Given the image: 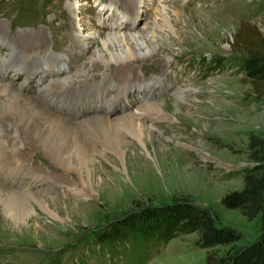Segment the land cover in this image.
Here are the masks:
<instances>
[{
    "label": "rangeland",
    "instance_id": "374dc122",
    "mask_svg": "<svg viewBox=\"0 0 264 264\" xmlns=\"http://www.w3.org/2000/svg\"><path fill=\"white\" fill-rule=\"evenodd\" d=\"M134 1L73 0L74 11L81 17L75 21L66 0H0V57L6 60L2 71L19 90L34 94L38 83L49 81L55 70L70 72L62 58L70 52L72 34L85 31L81 25L91 23L88 31L98 30L99 37L87 53L72 52V59L80 64L99 61L101 50L109 56L103 43L106 33L132 26L136 37L130 42L132 48L118 42L108 45L123 58L131 56V51L148 55L131 64L143 79L154 77L152 94L168 119L156 122L153 136L145 135L150 154L132 140L123 144L126 165L107 151L83 171L73 166L74 171L65 175L79 182L81 190L88 186L90 192L73 195L68 184L59 193L52 191L47 198L55 215L35 202L31 206L19 200L0 203V264H104L102 254L92 248L99 230L130 210L176 199L209 207L221 224L241 232L236 248L260 234V216L249 220L220 201L227 192L243 187L245 170L261 154L264 84L258 89L251 85L243 57L232 41L241 23L256 26L264 35V0H170L165 10L159 8L163 0ZM39 30H45L47 46L60 57L55 65L48 67L51 64L42 58L36 65L8 59L10 42L32 43L22 36ZM134 88L130 79L118 91L114 88L113 96L96 94L88 107L79 106L85 92L65 104L55 101L51 108L77 121L108 100L101 114L117 116L131 106L132 97L125 92ZM32 169L48 170L56 177L63 172L40 154ZM197 238L195 233L180 235L144 264H205L209 250L197 246ZM117 248L121 252L120 245ZM130 257L135 260L139 255ZM116 264H121V258Z\"/></svg>",
    "mask_w": 264,
    "mask_h": 264
},
{
    "label": "bare ground",
    "instance_id": "6f19581e",
    "mask_svg": "<svg viewBox=\"0 0 264 264\" xmlns=\"http://www.w3.org/2000/svg\"><path fill=\"white\" fill-rule=\"evenodd\" d=\"M66 1L70 8V16L78 21L81 17H78L74 11L73 0ZM169 1L163 0V6L159 8L165 10ZM125 2L136 3L134 0H125ZM62 11L67 12L65 9ZM86 24L81 25L84 26L85 31L72 34L68 43L70 52L65 59L62 58V62L70 72L63 74V71L62 74H58L55 70V73L52 72L53 75H50L49 81L38 83L39 87L34 94L23 92L12 81L6 80L2 71V65L6 60L0 57V203L4 205L14 200L22 201L28 206L35 202L45 212L55 215L47 198L52 191L59 193L60 189L68 184V192L73 195L83 196L90 192L88 186L81 190L79 182H71L65 175L74 171L73 166L83 171L98 160V154L107 151L117 155L126 165L123 144L131 143L132 140L150 154L145 135L153 136L157 129L156 122L168 120L160 101L152 94L154 77L143 79L138 74V68L133 65L138 59H146L148 55L136 56L131 51V56L123 58L122 53L110 49L108 45L118 42L128 45L127 49L132 48L130 42L136 38L132 26L106 33L103 43L109 56L101 50L98 52L99 61L89 59L80 64L72 59V52L80 50L83 54L87 53L90 45L99 37L98 30H94L95 34H91L87 29L91 23ZM122 24L120 23L118 27ZM45 34H47L45 30H39L35 35L22 36L32 43L25 40L21 41L23 42L21 44L16 41L10 42L8 59L18 58L21 63L23 61L35 64L42 58L51 64L48 67L55 65L60 57L53 54L50 44L47 46L45 37L49 36ZM43 43L46 46H43ZM127 63L130 64L126 65ZM101 64L104 65L103 69L100 67ZM98 76L101 77L100 80L96 79ZM130 79L134 80L136 86L133 90L125 92L130 98L132 97L131 106L122 111L123 113L119 111L117 116L101 114L108 100L99 105L94 113L77 121L69 120L64 114L51 108V104L55 101L60 100V104H65L69 99H75L85 92V98L79 101V106L88 107L87 104L94 100L96 94L106 96L109 93L113 96L111 91L114 88L118 91V87H124L125 81L128 83ZM38 154L56 163L63 170L62 174L56 177L48 170H33L32 164ZM46 183L51 186L48 187ZM90 189L93 191L91 186Z\"/></svg>",
    "mask_w": 264,
    "mask_h": 264
},
{
    "label": "trees",
    "instance_id": "16d2710c",
    "mask_svg": "<svg viewBox=\"0 0 264 264\" xmlns=\"http://www.w3.org/2000/svg\"><path fill=\"white\" fill-rule=\"evenodd\" d=\"M232 46L243 57L251 85L260 88L264 84V35L256 26L241 23ZM259 151L257 162L244 172L243 187L227 192L220 201L223 207L237 209L249 220L260 216L261 232L255 239L234 247L243 238L241 232L221 224L209 207L191 199H176L144 205L109 222L94 236L92 248L102 254L95 256H100L104 264H116L120 258L121 264H135V260L144 264L170 240L195 233V244L209 250L205 264H264V138ZM226 246L232 248L222 249ZM134 254L139 255L135 260L130 257Z\"/></svg>",
    "mask_w": 264,
    "mask_h": 264
}]
</instances>
